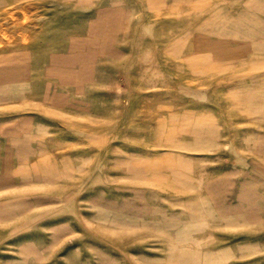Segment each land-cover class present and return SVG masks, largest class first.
Segmentation results:
<instances>
[{
    "label": "rangeland",
    "instance_id": "374dc122",
    "mask_svg": "<svg viewBox=\"0 0 264 264\" xmlns=\"http://www.w3.org/2000/svg\"><path fill=\"white\" fill-rule=\"evenodd\" d=\"M0 264H264V0H0Z\"/></svg>",
    "mask_w": 264,
    "mask_h": 264
}]
</instances>
